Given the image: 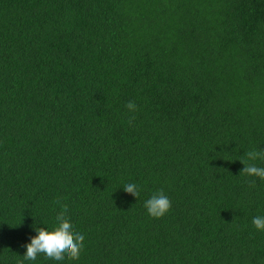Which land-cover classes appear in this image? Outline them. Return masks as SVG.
<instances>
[{
    "label": "trees",
    "instance_id": "1",
    "mask_svg": "<svg viewBox=\"0 0 264 264\" xmlns=\"http://www.w3.org/2000/svg\"><path fill=\"white\" fill-rule=\"evenodd\" d=\"M253 150L264 0H0V264H53L24 245L61 214L65 264H264Z\"/></svg>",
    "mask_w": 264,
    "mask_h": 264
},
{
    "label": "clouds",
    "instance_id": "2",
    "mask_svg": "<svg viewBox=\"0 0 264 264\" xmlns=\"http://www.w3.org/2000/svg\"><path fill=\"white\" fill-rule=\"evenodd\" d=\"M127 107L134 110L135 105L129 102ZM248 157L249 160H264V151H250ZM242 171L248 176L264 179V167L254 163L244 166ZM123 191L134 197L139 195L135 184H127ZM144 207L150 217L161 218L170 210L171 201L163 193H157L144 202ZM252 224L257 231H264V216L253 217ZM33 230L35 235L30 236L24 245V260L35 261L39 254H43L45 259L52 261L53 264H65L66 258L79 260L85 236L74 231L73 225L65 215L56 217V224L51 230L44 227Z\"/></svg>",
    "mask_w": 264,
    "mask_h": 264
}]
</instances>
